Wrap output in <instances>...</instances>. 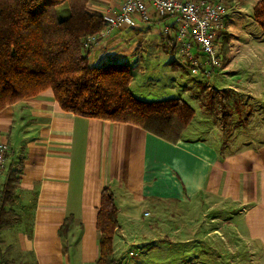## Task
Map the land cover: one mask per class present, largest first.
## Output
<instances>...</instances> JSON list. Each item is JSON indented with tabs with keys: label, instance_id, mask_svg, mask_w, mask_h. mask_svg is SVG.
Wrapping results in <instances>:
<instances>
[{
	"label": "crops",
	"instance_id": "crops-1",
	"mask_svg": "<svg viewBox=\"0 0 264 264\" xmlns=\"http://www.w3.org/2000/svg\"><path fill=\"white\" fill-rule=\"evenodd\" d=\"M121 2L89 0L87 8L102 15L118 11ZM56 10L67 14L64 3ZM156 20L152 14L149 23L107 28L90 49V63L104 58L91 53L93 48L118 43L123 46L118 57L128 65L130 40L142 38L161 49L148 55L167 64L165 53L176 49L173 20ZM163 23L171 26L168 34L161 32ZM125 33L132 38L126 40ZM230 48L228 34L225 55ZM247 57V63L255 61L254 52ZM231 61L230 55L220 68L205 65L192 73L199 76L183 89L191 101L175 96L194 114L174 142L132 123L63 110L50 88L3 107L0 141L10 148L6 168L20 158L23 168L6 206L17 220L0 230L1 264H94L95 220L105 186L118 208L116 259L133 249L134 264H264V67L231 69ZM169 62L172 70L164 74L178 72L176 58ZM240 68L246 73L238 76ZM205 76L221 83L215 87L220 95L202 103L195 91L206 84ZM131 80L132 74L129 85ZM130 90L145 99L140 90ZM193 102L203 113L198 120ZM68 216L72 221L61 237L58 230Z\"/></svg>",
	"mask_w": 264,
	"mask_h": 264
},
{
	"label": "trees",
	"instance_id": "trees-1",
	"mask_svg": "<svg viewBox=\"0 0 264 264\" xmlns=\"http://www.w3.org/2000/svg\"><path fill=\"white\" fill-rule=\"evenodd\" d=\"M89 0H0V110L17 100L50 88L63 110L75 114L132 123L168 141H177L194 109L180 97L145 100L130 88L131 71L123 62L91 64L88 35L102 29L103 17L90 12ZM64 3L67 14L56 5ZM252 15L264 32V0L253 5ZM227 21V20H226ZM228 33L221 40L227 49ZM23 158L9 164L0 185V230L17 217L6 206L13 202ZM118 208L112 190L100 191L95 227L99 232L94 264H116L112 238L118 226ZM72 217L61 223L64 237ZM3 251L0 242V264Z\"/></svg>",
	"mask_w": 264,
	"mask_h": 264
},
{
	"label": "rangeland",
	"instance_id": "rangeland-1",
	"mask_svg": "<svg viewBox=\"0 0 264 264\" xmlns=\"http://www.w3.org/2000/svg\"><path fill=\"white\" fill-rule=\"evenodd\" d=\"M227 5V17H228V34H229V44H230V52L228 54H224L221 52V61L223 63L224 59L228 60L229 56H232V61L229 62V66L231 69L234 67H246L252 63L258 67H264V32L255 21L252 15L253 5L257 0H223ZM164 18H170L173 20V17L166 16ZM164 18H158L156 22H161ZM144 21L143 23H145ZM146 23H149L148 21ZM153 23V22H152ZM163 24L160 25L161 32L163 29ZM126 40H128L131 36H128L126 33L124 35ZM132 38V37H131ZM101 42V41H100ZM133 45L132 49V59L130 60L129 69L132 74V80L130 83V88L133 92L139 93L141 91V97L148 98H167V97H175L181 95L185 99L192 100L190 96H188L187 92H184V86L188 83L187 81L192 77H198L197 75H193L190 72L189 66L186 62L183 61L180 53L177 49L174 50L173 54L165 53V59H167V64L163 58L159 55L149 56L148 53L151 50H159L157 45L150 46L149 42H146L144 39L135 38L130 40L129 42ZM118 43H114L111 46H107L105 48L95 47L93 48V54L103 56L100 60V64L106 62H121V58L118 57V52L123 49L118 48ZM161 51V49L159 50ZM195 51V50H193ZM251 52L255 53V61L247 63L246 59L247 55H251ZM139 54L144 55V63H138ZM176 58V61L179 63L178 72L174 74H164V72H171L172 68L170 66V60ZM109 59V60H108ZM181 70V71H180ZM240 73L238 76L244 75L246 73V69L240 68ZM175 75V78H174ZM236 75V74H235ZM248 75L245 76L247 78ZM263 78V76H259V79ZM202 79L206 82L202 83L201 86L198 87L197 91H195L196 96L203 103L205 99H214L218 97L219 91L215 88L218 87L221 83L216 81L212 82V78L208 79V77H202ZM195 81V80H194ZM193 81V82H194ZM199 81L196 79V82ZM230 81H235V77L230 79ZM203 82V81H202ZM199 83V82H197ZM174 87H173V86ZM190 95V94H189ZM195 96V95H194ZM196 108V120L200 117L201 112L198 109V105L194 102L191 103ZM202 123V122H201ZM201 123L198 122V125Z\"/></svg>",
	"mask_w": 264,
	"mask_h": 264
},
{
	"label": "built area",
	"instance_id": "built-area-1",
	"mask_svg": "<svg viewBox=\"0 0 264 264\" xmlns=\"http://www.w3.org/2000/svg\"><path fill=\"white\" fill-rule=\"evenodd\" d=\"M156 18L173 17L175 48L196 74L205 65L220 68L221 37L227 28V5L223 0H122L116 12L103 13L104 27L83 40L84 48H91L105 36L107 28L133 24L136 20L148 21ZM170 25H163L162 33L170 32ZM195 50V51H193ZM204 56L200 60L196 52ZM7 142L0 141V185L6 170L9 152ZM136 252L126 250L116 264H134Z\"/></svg>",
	"mask_w": 264,
	"mask_h": 264
}]
</instances>
